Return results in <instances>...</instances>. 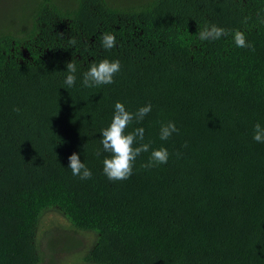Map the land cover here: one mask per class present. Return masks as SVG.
I'll use <instances>...</instances> for the list:
<instances>
[{
	"label": "trees",
	"instance_id": "obj_1",
	"mask_svg": "<svg viewBox=\"0 0 264 264\" xmlns=\"http://www.w3.org/2000/svg\"><path fill=\"white\" fill-rule=\"evenodd\" d=\"M261 10L264 0H0L12 16L0 19V264L44 261L37 233L52 207L95 235L84 264H264V143L253 140L264 126ZM206 24L230 32L201 41ZM235 30L255 51L235 45ZM104 58L121 61L115 83L83 87ZM117 101L133 112L152 104L128 131L143 127L144 142L170 156L144 168L150 149L130 178L110 181V153L95 151ZM169 120L179 133L161 140ZM73 153L91 179L72 175Z\"/></svg>",
	"mask_w": 264,
	"mask_h": 264
},
{
	"label": "clouds",
	"instance_id": "obj_2",
	"mask_svg": "<svg viewBox=\"0 0 264 264\" xmlns=\"http://www.w3.org/2000/svg\"><path fill=\"white\" fill-rule=\"evenodd\" d=\"M250 17H245L244 23L247 24ZM257 20L260 24H264V10L257 14ZM230 30L225 29L217 24L205 25L199 31L198 38L201 41H215L222 36L228 35ZM235 45L239 48H248L255 51L253 42L248 41L244 31L235 30L231 33ZM101 46L105 50H111L117 46L116 36L112 32H105L101 36ZM69 45L75 46L77 41L74 38L68 40ZM121 61L119 59L110 60L104 58L98 63L93 62L87 71L83 73L82 86L85 88H95L102 85H110L115 83L114 77L121 71ZM67 76L64 79L65 88H72L77 81V65L72 60L67 63ZM152 104L141 106L135 112L126 108L121 101L115 103V110L110 125L102 129V138L100 144L102 148H97L95 155L99 157L102 152L110 153L103 161V172L110 181L126 180L133 174V168L138 156L142 153L149 152L151 142H144L145 129L143 127L134 128L128 131V126L136 121L137 123L151 112ZM19 113L20 109L16 108ZM179 133L176 123L169 120L162 123L160 127V139L168 140L173 134ZM253 140L258 143H264V126L257 122L253 127ZM179 157L181 154L176 153ZM169 150L167 147L161 146L151 149L147 163L142 164L144 168L157 167L166 164L169 160ZM70 165L68 166L73 176L79 177L81 180H89L93 173L85 163H83L78 153H73L70 157Z\"/></svg>",
	"mask_w": 264,
	"mask_h": 264
},
{
	"label": "rangeland",
	"instance_id": "obj_3",
	"mask_svg": "<svg viewBox=\"0 0 264 264\" xmlns=\"http://www.w3.org/2000/svg\"><path fill=\"white\" fill-rule=\"evenodd\" d=\"M3 17L9 20L12 16L6 13L5 16L0 15L1 20ZM72 240L76 241V247L72 246ZM94 240L93 233L76 230L58 208L47 209L41 217L37 233L40 254L42 251L45 254L41 264H84L77 256L90 247Z\"/></svg>",
	"mask_w": 264,
	"mask_h": 264
}]
</instances>
